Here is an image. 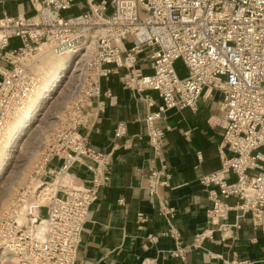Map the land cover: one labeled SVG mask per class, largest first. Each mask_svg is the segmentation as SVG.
I'll return each instance as SVG.
<instances>
[{"label": "built area", "instance_id": "obj_1", "mask_svg": "<svg viewBox=\"0 0 264 264\" xmlns=\"http://www.w3.org/2000/svg\"><path fill=\"white\" fill-rule=\"evenodd\" d=\"M28 1L32 15L0 18V143L9 122L37 90L31 66L43 48L72 55L77 80L67 106L59 107L60 124L43 161L2 219L0 264L77 263L82 234L100 191L110 185L114 163L113 153L90 147L88 133L105 111V99L117 104L110 90L103 91L102 81L121 69L126 70L123 87L149 108H158L145 118L153 152L145 188L170 226L164 236L174 239L175 248L169 254L184 260L191 251L203 250L207 240L230 227L231 212L249 217L264 240V0H85L83 12L74 16L63 13L79 0ZM141 61L152 74L142 72ZM177 61L187 76H179ZM149 92L158 94L160 104ZM214 93L222 98L208 124L223 133L221 168L200 179L211 203L206 228L184 244L173 225L176 210L160 195L161 188L171 187L172 173L163 155L170 127L161 129L156 121L171 110H196L201 98ZM125 132L120 125L117 135ZM76 165L86 169L81 181L72 173ZM144 173L136 169L138 177ZM138 220L142 225L148 218L139 213ZM156 240L148 238L150 243ZM222 261L254 264L237 257Z\"/></svg>", "mask_w": 264, "mask_h": 264}, {"label": "crops", "instance_id": "obj_2", "mask_svg": "<svg viewBox=\"0 0 264 264\" xmlns=\"http://www.w3.org/2000/svg\"><path fill=\"white\" fill-rule=\"evenodd\" d=\"M84 4L85 0H79L68 11L82 9V13ZM33 13L28 0H5L0 4V18L4 14L30 16ZM139 68L145 75L152 74L142 61ZM125 73L126 70L121 69L102 81L103 91L110 90L117 97V104L113 106L105 99V111L98 115L95 128L88 133L90 147L98 152L113 153L114 163L110 185L100 191L85 226L76 264H222L223 259L234 257L264 264L262 233L253 227L249 217L238 218L239 212L230 213L227 220L230 227L217 232L213 241L207 240L203 250L191 251L184 260L169 254L175 248L174 239L164 236L170 226L158 214L155 201L145 188V177L153 158L145 118L158 108H149L141 97L123 87L121 77ZM149 94L160 104L156 92ZM221 98L219 93H214L210 98H201L196 110H171L164 119L156 121L161 129L170 127L164 139L163 155L172 173L171 187L161 188L160 195L167 206L176 210L173 225L184 244L206 228L211 203L200 179L221 168L218 147L223 133L208 124L210 117L218 114ZM120 125H124L126 132L119 136ZM137 168L144 169L143 177L136 175ZM72 173L79 181L87 177L86 169L80 165H76ZM229 179L234 182L236 176L229 175ZM139 213L147 216L145 224L139 222ZM150 236L157 237L156 242L150 243Z\"/></svg>", "mask_w": 264, "mask_h": 264}, {"label": "rangeland", "instance_id": "obj_3", "mask_svg": "<svg viewBox=\"0 0 264 264\" xmlns=\"http://www.w3.org/2000/svg\"><path fill=\"white\" fill-rule=\"evenodd\" d=\"M82 11L79 9H73L65 14L76 15ZM73 61V60H72ZM73 65V64H72ZM175 68L180 77L188 75L186 67L182 61L175 63ZM73 69V68H72ZM72 69L66 75L62 88L54 93L50 98L43 100V104L40 108H37L34 112L33 120L27 129L19 138V144L14 150H11V158L9 160L6 171L3 177L0 179V220L2 222L4 214L13 208L18 203L20 195L31 182L35 171L37 170L40 163L43 161L45 148L50 144L51 135L54 133V129L59 126L60 122L57 118L60 117L58 112L59 107L68 104V101H61V91L63 89L69 90V81L75 76L76 71ZM69 77V78H68ZM66 80V82H65ZM42 132H41V131ZM40 131V132H39ZM41 134V135H40ZM15 151V152H14ZM33 160V161H32ZM31 162V166L28 167L26 164ZM6 181V182H5ZM12 181V184H11ZM11 184V185H9ZM10 186L13 191L9 196H6L7 203L3 205L5 189ZM6 187V188H5ZM23 205L21 204V207ZM1 225V224H0Z\"/></svg>", "mask_w": 264, "mask_h": 264}, {"label": "bare ground", "instance_id": "obj_4", "mask_svg": "<svg viewBox=\"0 0 264 264\" xmlns=\"http://www.w3.org/2000/svg\"><path fill=\"white\" fill-rule=\"evenodd\" d=\"M72 60V55L60 56L54 53H46L43 48L40 59L31 66V75L38 82V87L35 94L30 98L23 111L16 117H14L7 126L5 135L0 143V179L3 177V174L6 171V167L8 166L12 153L11 150H14V148L18 146L20 142V136H22V134H24L29 128L36 109L42 106L43 100L50 98L54 93L62 88L66 75L74 67ZM72 71L74 72L76 70L72 69ZM76 76L77 74H75V76H73L69 81V90L67 91L63 89L61 91V95L63 98L61 101H68L69 93L72 91L76 84ZM26 165L30 167L32 164L30 162ZM12 191L13 188H11L10 186L8 187L7 185V188L5 189V191H3L4 200H6L2 203L3 205L7 203V199H5V197L9 196ZM24 209H22L21 212V221L25 220Z\"/></svg>", "mask_w": 264, "mask_h": 264}]
</instances>
